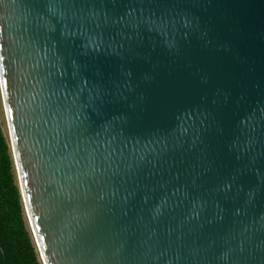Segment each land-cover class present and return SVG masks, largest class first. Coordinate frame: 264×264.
I'll list each match as a JSON object with an SVG mask.
<instances>
[{
	"label": "water",
	"instance_id": "1",
	"mask_svg": "<svg viewBox=\"0 0 264 264\" xmlns=\"http://www.w3.org/2000/svg\"><path fill=\"white\" fill-rule=\"evenodd\" d=\"M0 76L43 264H264V0H0Z\"/></svg>",
	"mask_w": 264,
	"mask_h": 264
},
{
	"label": "trees",
	"instance_id": "2",
	"mask_svg": "<svg viewBox=\"0 0 264 264\" xmlns=\"http://www.w3.org/2000/svg\"><path fill=\"white\" fill-rule=\"evenodd\" d=\"M0 120V264H42Z\"/></svg>",
	"mask_w": 264,
	"mask_h": 264
},
{
	"label": "rangeland",
	"instance_id": "3",
	"mask_svg": "<svg viewBox=\"0 0 264 264\" xmlns=\"http://www.w3.org/2000/svg\"><path fill=\"white\" fill-rule=\"evenodd\" d=\"M0 120H1V122L3 124L4 133H5L8 141H9V144L11 145V151L13 153L12 139H11V130H10L8 117H7V111H6V107H5L4 95H3L2 84H1V76H0ZM13 157H14V153H13ZM14 162H15V159H14ZM15 172H16V176H17V181H18V183L20 185L19 173H18V170H17V167H16V163H15ZM25 211H26V208H25ZM26 215H27V212H26ZM27 219H28L30 230L32 231L31 224H30L28 216H27ZM32 234H33V232H32ZM41 261H42V259H41ZM42 264H43V261H42Z\"/></svg>",
	"mask_w": 264,
	"mask_h": 264
}]
</instances>
